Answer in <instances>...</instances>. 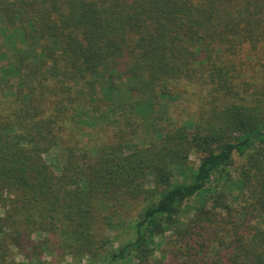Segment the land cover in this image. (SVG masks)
Instances as JSON below:
<instances>
[{"label":"trees","instance_id":"trees-1","mask_svg":"<svg viewBox=\"0 0 264 264\" xmlns=\"http://www.w3.org/2000/svg\"><path fill=\"white\" fill-rule=\"evenodd\" d=\"M1 60L0 264H146L171 229L264 264V0H0ZM182 82L208 94L199 119L158 128Z\"/></svg>","mask_w":264,"mask_h":264},{"label":"rangeland","instance_id":"rangeland-1","mask_svg":"<svg viewBox=\"0 0 264 264\" xmlns=\"http://www.w3.org/2000/svg\"><path fill=\"white\" fill-rule=\"evenodd\" d=\"M4 47H2V50ZM5 65V61H0V67ZM263 74L262 72H257L255 76L257 77V80H255L257 83L259 82L261 85L263 84V80L260 76ZM15 82V80L13 81ZM124 82V79H119L118 84H122ZM175 92L172 96V98H163L160 99L159 104V110L155 108V112L153 113V119L155 121V124L158 128H167L171 126H178L186 123H192L194 121H197L199 119V114L202 111L201 106L202 103H206L208 101V94L205 90L202 89L200 86V83L195 82H182L177 86H174ZM9 91L10 89L7 88ZM174 90V89H173ZM254 88H250L249 92H253ZM204 94V95H203ZM203 95V96H202ZM4 96L0 93V99ZM263 97V96H262ZM206 105V104H205ZM163 112V113H162ZM106 118L101 120L100 124L103 127L111 128V123L105 122ZM97 126L95 127H89L86 126L84 128V132L79 136V146L90 148L94 146L93 144L98 143V133H97ZM140 138L142 139H150L147 134H144L143 130L141 129L138 136H135V140H138ZM54 150H51L49 155H45V158L48 159L49 157L53 156ZM190 160L194 163L197 162L198 158L197 155L194 153H190ZM234 161L236 164H238L241 159L234 155ZM229 202H231V199H228ZM227 202V201H226ZM197 203V200L195 198L189 199L185 204V206H194ZM233 206H238L236 203H231ZM210 205V203H209ZM193 210L188 212V215L190 216L192 214ZM2 213V210H0V214ZM254 222V220L252 221ZM264 227V223L262 224ZM109 228V227H108ZM106 229V234L109 236H112V231L110 229ZM214 228V227H213ZM201 234L199 235L200 242L205 243L209 242V239L212 237V241L214 240V235L216 230L211 229V227L207 226V229H200ZM210 232V234H209ZM208 235V237H207ZM165 242L162 243L160 247H158L152 257L149 259V261L146 264H213L214 257L211 253L205 252V255L210 256H203L202 254L198 253L196 255L191 254H185L184 246L186 244L187 238L177 239V232L173 229L168 230L165 235ZM198 238V239H199ZM183 239V240H182ZM199 241V240H198ZM210 241V242H212ZM190 243L193 241H189ZM195 244V242H194ZM119 243L118 241H114L110 244H108L107 247H111L115 251L118 250ZM211 243L207 244V249L211 251ZM162 248V250H161ZM195 248L198 251L201 247L197 244H195ZM189 251H191L189 249ZM15 260L17 262H22L23 260V253L17 249L12 248L11 250ZM212 252V251H211ZM40 262L42 264H72L73 258L70 255H64L62 256L59 251H55L53 256L50 254L42 253ZM34 263V261H33ZM80 264H88V258L84 257L81 259ZM115 264H137V259H134L132 261H118Z\"/></svg>","mask_w":264,"mask_h":264}]
</instances>
